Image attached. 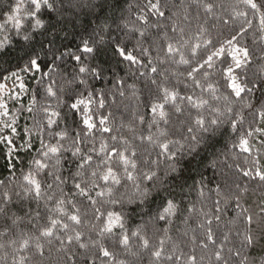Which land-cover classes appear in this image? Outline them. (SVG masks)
Listing matches in <instances>:
<instances>
[{"label":"snow or ice","instance_id":"6c2138e0","mask_svg":"<svg viewBox=\"0 0 264 264\" xmlns=\"http://www.w3.org/2000/svg\"><path fill=\"white\" fill-rule=\"evenodd\" d=\"M240 3L254 13H261V9H264V4H258L256 0H240ZM56 7L57 0H12L10 4H7L5 11L0 13L2 16L0 57L8 55L19 41L30 44L34 35L46 28L45 21L41 18L43 13H51L56 10ZM190 7L203 8L206 13H212L214 4L208 0H189L185 13ZM129 8L131 9L132 5H129ZM167 8L164 0H146L139 14L135 16V20L150 28L154 27L159 32L163 26L162 20L169 18L166 16ZM247 16V11H235V17L243 18L244 23L250 27L251 21L247 19ZM149 17L156 18L154 24L149 23ZM184 19H188L187 14ZM223 23L228 25L229 20H224ZM260 26V30L264 31V13L260 14ZM124 27L128 28L129 32L138 31L141 37H146V32L134 25L129 28L128 24H125ZM171 31L178 33L180 39L176 41V44H179V47L172 42H166V47L161 48L165 59L160 63L173 60L175 63L188 66L187 77L191 79L194 87L202 91L210 90L211 100L215 103H210L208 99L194 100L193 95L181 96L175 87L158 85L148 102L151 113L154 117L158 115L165 124H168V114L165 109L171 107L176 112L183 113L184 109L178 105L177 101L186 102L189 115H191V109L197 110L192 122L198 131L207 136H215L221 131V126L227 123L230 130L238 137V143H233L232 146L238 148L241 153L247 154L244 165L248 166L239 164L236 166L247 182L237 178L228 186L227 191H221L219 185L213 190L217 196V199L213 201L215 212L213 215L204 212L203 222L197 225L204 230L206 237L205 240L200 241V246L206 249L209 244H217L211 225L213 219L216 222L221 220V201L223 200L225 208L234 206L235 215L228 223L238 225L235 228L238 247L234 246V252L229 249V253L234 257L231 264H264V258L259 261L252 258V252L257 248L264 250V165L260 163L261 156H264V126L250 125L248 129H242L240 126L243 125L244 116L235 108V105L240 103L244 108L254 110L261 125H264V101L257 109L250 99H245L257 89L264 91V76L256 75V78H252L247 73L238 71L250 63L251 59L249 48L241 44L247 29L242 24L238 29H233L230 36L222 41L214 42L212 39L197 37L199 42L194 44L184 40L186 35L184 28L178 29L177 25L173 24ZM201 36H203V30H201ZM96 43L103 44V36L99 41L91 38L82 40V47H78L77 51L91 54L95 50L92 45ZM183 48L188 49L190 58L185 57ZM139 50L143 55L149 52L146 48ZM114 51L131 65L141 63V60L128 52L126 46H121L119 41L116 42ZM177 54H179V60H175ZM66 56L75 60L79 67L74 74H69L71 79L67 81L69 85H75V87L70 88L61 97L60 92L63 90L54 88L56 81L52 77L54 74H59L58 70L61 69ZM82 59V55L71 51L61 52L59 49L45 51L42 45L40 51L32 48L25 50L24 56L14 68L0 70V144L7 145L10 154H18L21 148H24L26 152L33 148L31 129H27L29 139L26 144L16 145L13 139L18 135L19 116L12 112V108L20 103L22 96L29 95L31 105L27 107L21 105L16 109L17 113L23 114L25 110L30 114L33 113L37 97L41 93L45 99L55 100L58 109L50 111V106L44 107L40 118L33 116L34 126L37 129L35 139L40 145L37 150L38 158L32 159L33 167L23 175V182L18 185V191L0 192V219L5 222L3 230L0 231V237L7 238L6 243H0V250H4L0 261L4 264H7L9 256H11V264H28L30 258L23 253L34 250L36 254L43 257L45 245H48L50 249L55 244L59 245L55 248V256L52 257L53 264H112L115 260L112 248L120 246L129 251L130 236L140 241L142 249L150 248L149 239L141 235L143 229L133 231L129 235L125 229L123 212L107 210L105 205H119L122 209L125 204L137 201L139 204H144L152 196L153 189L159 192L157 184L164 185L169 176L176 178L173 174L177 173L178 169L174 163L167 165L161 177L151 168L148 171H141L136 161L125 155L128 149L121 150L119 144L110 145L102 140L97 148V133L110 134L113 129L108 126L109 116L100 114L97 122V113L91 107L94 90H88V81L82 77L90 75L93 79H97L100 77V72L95 67L84 64ZM151 63L152 61L149 60L148 64ZM218 67L221 78L225 80L226 94L217 95L219 89L212 84H207L205 89L201 80L197 79L198 74L207 81L210 75L208 70H216ZM150 70L153 73L158 71L156 67H151ZM31 82L35 83L34 88ZM122 85L123 81L117 82L120 96L124 95ZM185 87L187 88V84ZM205 106H208L213 114L210 119L199 111ZM104 107L105 102L100 99L99 108ZM64 108L68 111L64 112ZM140 121L143 123V117H140ZM153 122L155 123V120ZM187 132L192 133L193 127H188ZM168 135L167 130L158 128L157 136L150 134L146 138L140 137L141 140L147 139L160 149L157 159L151 161L157 167L161 157L164 161H174L177 154L185 149L186 144L188 151L194 152L196 145L200 142L196 135L182 137L184 143H181V140H169ZM109 139L117 141L118 137L110 135ZM257 139L258 146L254 143ZM190 141L195 143H189ZM120 143L126 145L128 142L120 138ZM131 155L135 157L137 153L133 151ZM249 157H251L250 160ZM41 174L44 179L39 178ZM252 182H255V187H252ZM3 185L5 181L0 180V186ZM66 188L67 191H65ZM121 188L124 189L123 192L120 191ZM257 188L262 193L259 203L245 207L248 203L246 196L250 191L255 192ZM13 195L16 197L15 200ZM76 197L81 199L77 201L74 199ZM78 204L85 208L91 207V219L98 222V231H95L94 235L90 231L85 237L84 229L90 221L86 220L88 212L82 213ZM69 205L74 211H68ZM161 209L151 217L150 221L145 222V228L150 223L158 221H167L170 224L171 220L168 218L177 214L178 205L173 199H164ZM188 211L191 212L193 209L189 208ZM25 222L30 225V230L21 227ZM96 227L97 225H92L93 229ZM117 229L119 231H116ZM164 231L167 232L166 229ZM228 240L229 236L225 234L223 241ZM164 243L165 241L161 239L160 247L151 253L157 262L161 260L164 253ZM219 248L220 250L214 252L215 260L222 264H229V259L222 255L223 243L219 245ZM131 254L136 255V253ZM182 256L183 253L175 255L174 251L172 255H167L164 259L179 264ZM116 264H125V261L119 260ZM185 264H196V257L188 256Z\"/></svg>","mask_w":264,"mask_h":264},{"label":"trees","instance_id":"16d2710c","mask_svg":"<svg viewBox=\"0 0 264 264\" xmlns=\"http://www.w3.org/2000/svg\"><path fill=\"white\" fill-rule=\"evenodd\" d=\"M11 2L12 0H0V13H3L6 5ZM164 2L168 6L166 16L169 18L162 20L163 26L157 32L156 28L142 25L135 20V16L139 14L146 0H62V3L61 0H57L56 10L51 13L45 12L41 17L45 21L46 28L35 34L30 44L19 41L8 55L0 57V70L14 68L20 58L24 56L25 50L32 48L40 51L42 45L45 51L59 49L61 52L71 51L82 55L84 64L95 67L100 72V77L97 79H93L90 75L82 77L88 81V90H94L91 107L97 113V122L100 114L109 116L108 126L113 129L110 134L97 133V148L102 140L107 141L110 145L119 144L121 150L128 149L125 155L135 160L141 171H148L151 168L156 170L161 177H163L167 165L174 163L178 169V172L173 174L176 178L173 179L172 176H169L164 185L157 184L159 192L157 193L156 189H153L152 196L144 204H139L137 201L125 204L122 209L119 205H105L107 210L123 212L125 229L129 235L133 231L143 229L141 235L146 236L150 241V248L145 250L140 247V241L136 237L130 236L129 251L120 246L112 248L115 253V260L112 261V264H116V261L119 260L125 261V264H176L175 261L164 259L165 256L172 255L174 251L175 255L183 253L179 264H185L188 256H195L196 264H222V262H217L214 257V252L220 250L221 243H223L222 255L229 259V264H231L234 257L229 253V249L234 252V246L238 247V238L235 235V228L238 225L228 223L235 215L234 206L225 208L223 200L221 201V220L216 222L213 219L211 225L214 238L217 240L216 245L209 244L206 249L200 246V241L205 240L206 237L204 230L198 228L197 225L203 222L204 212L209 215L214 214L213 201L217 199V196L213 190L217 185L221 191H227L228 186L237 178L247 182L236 167L238 164L244 165L247 154L241 153L238 148L232 146L233 143H238V137L230 130L227 123L221 126V131L215 136H207V134L198 131L192 122L197 110L191 109V115H189L186 102L177 101L178 105L184 109L183 113H178L171 107L165 109L168 114V124H165L158 115L153 116L148 102L157 86L163 85L169 88L175 87L181 96L193 95L194 100L208 99L210 103H215L211 100L210 90L202 91L200 88L194 87L191 79L187 77L188 66L180 65L173 60L160 63L165 59L164 51L161 48L166 47V42L176 44V41L180 39L178 33L171 31L173 24H176L178 29L184 28L186 33L184 40H188L190 44L199 42L197 37L212 39L214 42L222 41L230 36L233 29H238L243 24L247 31L241 39V44L249 48L251 59L250 63L238 71H243L252 78H256V75L264 76V71H262L264 69V39H262L264 31L260 30V14L264 13V9H261V13H254L240 3V0H208L214 4L212 13H206L203 8L195 7L187 8V13H185L189 0H164ZM256 2L264 4V0H256ZM129 5H132L131 9ZM235 11H247V19L251 21V26L244 23L243 18L235 17ZM173 13L176 15H172ZM185 14L188 16L187 20L184 19ZM224 20H229V24L225 25ZM155 21V17H149L150 24H154ZM0 22H2V16H0ZM125 24H128L129 28L134 25L136 28L144 30L146 37H141L138 31L129 32L128 28L124 27ZM201 30H203V36H201ZM101 36L104 38V43L93 44L95 49L93 53L77 51L78 47H82V40L91 38L99 41ZM117 41L121 46H126L128 52L137 56L141 63L131 65L129 61L121 58L114 51ZM176 46L179 47V44ZM140 48L148 49V54L143 55ZM182 51L186 58H190L187 48H183ZM41 56H43V52H41ZM149 60L152 61L150 65L148 64ZM175 60H179V54L175 56ZM78 67L75 60L66 56L61 69L58 70L59 74L53 75L52 79L56 81L54 88L63 90L60 92L61 97L70 88L75 87V85H69L67 81L71 79L69 74H74ZM151 67H156L157 73L151 72ZM208 71L210 75L207 81L197 74V79L201 80L204 88L207 89V84H212L219 89L217 95L226 94L225 80L221 78L219 67L216 70ZM118 81H123V96L119 95ZM185 84H187V88ZM31 85L33 88L35 87L34 82H31ZM100 99L105 102L104 108H99ZM245 99H250L251 103L259 109L261 102L264 101V91L257 89ZM21 105L25 107L31 105L29 95L22 96L20 103L12 108V112L19 116L18 135L13 139L16 145L26 144L29 139L27 129H31L33 148L27 152L21 148L18 154H10L8 146L0 144V180L5 181V185L0 186V192L7 190L14 193L18 191V185L23 182V175L33 167L32 159L38 158L37 150L40 145L35 139L37 129L34 126L33 116L40 118L43 115L41 110L44 107L50 106V111L58 110L56 101L45 99L42 93L37 97L33 113L30 114L26 110L23 114L17 113L16 109ZM235 108L244 116L243 125L240 126L242 129H248L250 125L252 127L264 126L261 125L254 110L244 108L240 103L235 105ZM63 111L67 112L68 109L64 108ZM199 111L208 119L213 116L208 106ZM140 117H143V123H141ZM69 123H71V118H69ZM188 127H193L192 133L187 132ZM158 128L168 131L167 139L169 140H181V143H184L182 137L196 135L200 142L196 145L194 152L188 151L186 144L185 149L177 154L174 161H164L161 157V162L157 167L151 161L157 159L160 149L147 139L141 140L140 137L146 138L150 134L157 136ZM110 135L117 136L118 140L111 141ZM201 137L204 138L201 139ZM120 138L127 140L128 143L126 145L120 143ZM189 143L195 142L190 141ZM254 143L258 146V139ZM133 151L137 153L135 157L131 155ZM250 159L251 157H249ZM260 163L264 165V156H261ZM39 178L44 179L43 174ZM252 187H255V182H252ZM120 191L123 192L124 189L121 188ZM261 195L259 188L255 192L250 191L246 196L248 203L245 204V207L258 204ZM13 199H16L14 195ZM74 199L79 201L81 198ZM164 199L174 200L178 205L177 214L168 218L171 220L170 224L167 221H158L150 223L145 228V222L150 221L157 211L162 210L161 203ZM49 206L51 207V205ZM78 206L81 207L82 213L88 212L86 220L90 223L84 229L85 237L89 235L90 231L94 235L95 231H98V222L91 219V207L85 208L79 204ZM189 208L193 211H188ZM68 211H74L70 205ZM4 223V220L0 219V231L3 230ZM92 225H97V227L93 229ZM21 227L30 230V225H27L26 222ZM225 234L229 236L228 241H223ZM6 239L0 237V243H6ZM161 239L165 241L164 253L161 260L157 262L151 253L160 247ZM56 247L59 245L55 244L51 249L45 245L43 257L36 254L34 250L23 254L29 256L28 264H53L52 257L56 254ZM3 251L0 250V256H3ZM131 253H136V255ZM252 258L257 261L264 258V250L257 248L252 252ZM0 264H4V262L0 261ZM7 264H11V256H9Z\"/></svg>","mask_w":264,"mask_h":264}]
</instances>
